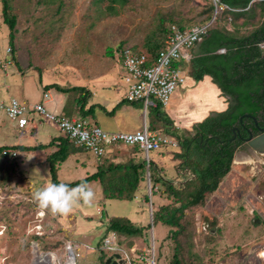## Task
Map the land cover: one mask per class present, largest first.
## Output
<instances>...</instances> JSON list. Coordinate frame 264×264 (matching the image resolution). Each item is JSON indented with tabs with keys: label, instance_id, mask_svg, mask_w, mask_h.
<instances>
[{
	"label": "rangeland",
	"instance_id": "1",
	"mask_svg": "<svg viewBox=\"0 0 264 264\" xmlns=\"http://www.w3.org/2000/svg\"><path fill=\"white\" fill-rule=\"evenodd\" d=\"M63 1V6L59 8V0L50 4L44 0H12L13 13L17 14L18 20L17 32L12 42L0 0V61L6 62L13 58L17 61L7 67L8 76L5 68L0 69V100H8V94L11 93L21 102L31 105V102L39 100L43 95V85L53 82L68 87L84 84L92 89L86 79L101 71L107 72L103 63L108 66L112 61L107 54L108 47H117L126 42V45L145 48L148 36L164 14L172 13L176 20L181 19L186 24V28L204 18L199 16L202 8L198 6V2L203 3L204 0H132L119 15L100 18L97 17L99 10L92 7V0ZM166 25H169V21ZM242 30L245 31V28ZM10 46L14 49L12 53L9 51ZM115 64L112 73L104 78H112L116 70L118 78L121 77L122 69L116 60ZM7 85L10 87L7 88ZM107 85L102 88L106 94L112 91L110 85ZM116 87L125 86L118 81ZM179 90L180 88L177 91ZM54 92H58L56 88ZM66 96L69 99L68 108L73 111L71 116L86 117L96 121L104 129V124L111 125L113 122L120 123L121 126L124 124L122 127H129L127 130L143 128L145 122L150 124L154 113L152 107L146 110L144 103L137 101L125 103L123 106H129V109L120 107L114 117L103 109H97L95 115L84 116L77 108L79 94L71 90ZM89 99L91 104L101 102L100 95L93 92ZM126 110L128 113L124 114ZM43 122L42 127L51 128L52 138L63 136L52 121L44 119ZM14 123L6 114H0V146L26 143L28 139L30 141L21 130L12 127ZM159 131L165 134L163 130ZM170 145L164 146L159 155L168 152L173 156V151L178 148L174 146V142ZM52 146H55L53 151L58 148L57 145ZM43 149H38V157L53 152ZM239 151L235 155L231 171L218 190L208 197L206 205L190 211L194 222V252L202 258V264H264L261 255L264 254V155L250 158L247 155L249 153L242 149ZM110 152L108 156L110 160L115 159V162L142 158L132 147L122 144L113 146ZM34 153L36 152L29 151L22 156L17 152L18 165L11 171L9 180L4 179L9 171L6 170L7 163L0 159V264H40L36 263L40 253H56V264H66L69 260L70 241L78 244L83 233L86 236L94 234L90 241L97 247L108 236V219L113 215L128 217L140 222L139 225H151L139 237L117 234L116 240L121 247L128 250L138 248L137 253L145 254L149 259L155 252L157 264H171L175 253L171 229L162 223L155 224L151 221V200L146 201V195L150 194L148 181L136 192L137 200L125 203L123 200L104 199L101 183L93 180L86 183L95 192V199L90 206L81 203L66 215L53 216L33 201L35 191L54 184L49 162L44 167L43 164L38 165L33 160ZM154 154L155 152H151V157ZM243 155L245 159L239 160ZM98 159L97 161H102ZM83 160L88 162L84 163ZM95 163L96 157L91 152L83 149L74 152L61 163L58 179L70 182L83 178L94 172ZM161 203L154 202L153 209ZM83 213L93 217L84 219H88L87 226L84 227L76 221V218L86 217H82ZM211 221L216 223L213 228ZM207 224L210 227L206 230ZM100 231L102 232L96 235ZM211 231L214 237H211ZM138 242L143 244L137 245ZM76 244L73 246L76 247ZM80 245L84 247L83 244ZM112 245L116 247L114 240ZM75 254L76 264H104L112 251L101 253L77 248ZM130 256H133V252ZM181 259L183 264H188L187 253Z\"/></svg>",
	"mask_w": 264,
	"mask_h": 264
},
{
	"label": "trees",
	"instance_id": "2",
	"mask_svg": "<svg viewBox=\"0 0 264 264\" xmlns=\"http://www.w3.org/2000/svg\"><path fill=\"white\" fill-rule=\"evenodd\" d=\"M44 2L50 4L56 3L57 0H44ZM59 2L61 8L64 1L59 0ZM220 2L227 7L209 26L207 33L190 49L189 74L196 81L202 80L205 75H211L223 94L229 97V107L224 111L213 113L188 129L178 127L164 108L157 106L153 108L154 113L149 125L154 131L163 130L178 143L179 150L173 151V160H179L180 172H188L185 180L175 182V179H167L165 168L153 159L148 162L139 146L132 148L134 152H138L141 159L130 158L126 162H115L110 160L109 156H105L98 164L96 172L71 182H62L58 179L60 164L72 153L84 148L75 145L63 135L54 139V141L59 140L60 143L58 149L48 157L54 184L65 183L69 187H75L82 182L99 180L104 197L109 199L133 200L143 183L148 181L149 171L153 195L164 196L170 201L153 209V221L171 228V237L175 244L171 264H183L181 256L184 253L189 256L188 264L202 263V258L194 252V222L190 211L193 208L204 207L208 197L218 189L231 171L236 153L243 149L240 134L236 135L237 127L244 130L241 122L249 120L253 126L255 123L253 116L264 119V0H220ZM131 3L132 0H92L91 2L92 7L99 10L98 18L117 16ZM2 4L4 21L10 28L9 35L13 42L17 32V14L13 13L12 0H2ZM198 6L202 8L199 16L204 18L195 24L208 23L214 15V4L211 0H204L203 3L198 2ZM167 21H169L168 26ZM227 23L234 26L233 29H228ZM173 24L182 29L186 28V24L181 19L176 20L172 13L160 16L155 30L144 44L145 48L141 49L150 54L151 60L164 48ZM243 28L245 31L242 30ZM126 44L124 42L117 47H108V56L114 57ZM196 46L201 49L200 53L195 52ZM222 49L224 51H221ZM44 88H56L62 92L83 91L78 97L81 103L79 110L86 116L93 108L92 105L86 109L91 92L84 86L65 87L51 83ZM245 114L248 115L241 119ZM54 141L52 143H55ZM43 146L41 144L0 146V159L7 163L6 170H9L4 175V179L9 180L11 171H14V167L18 165V157L13 156V151H31ZM146 201H149L148 195ZM214 225H216L215 221H211L212 228ZM147 227L149 229L151 225L137 226L128 217L112 216L108 223L107 234L114 231L127 237H138L143 235Z\"/></svg>",
	"mask_w": 264,
	"mask_h": 264
},
{
	"label": "built area",
	"instance_id": "3",
	"mask_svg": "<svg viewBox=\"0 0 264 264\" xmlns=\"http://www.w3.org/2000/svg\"><path fill=\"white\" fill-rule=\"evenodd\" d=\"M211 1L215 7L213 18L208 23L196 24L185 29L173 24L164 48L153 57V60L150 54L135 49L132 45H125L117 52L125 72L123 82L127 87L128 101H142L146 110L150 107L169 105L172 95L185 84L187 76L182 63L190 59V49L207 33L209 26L227 7L220 0ZM10 62L11 60H8V63ZM1 113L6 114L21 129H25L31 121V116L37 114L42 120L55 123L63 135L75 145L98 157L105 155L110 146L126 144L139 146L146 152L149 160L150 152L162 148L171 141L159 132L151 130L146 122L143 128L137 131L109 132L88 119L73 118L64 113L51 111L43 102L28 105L15 97L0 100ZM12 154L16 156L17 152L13 151ZM112 240L113 238H107L105 244L110 249H115L111 245ZM73 252L76 258L75 251ZM128 261L129 264H156L155 252L150 259L147 255L136 252Z\"/></svg>",
	"mask_w": 264,
	"mask_h": 264
},
{
	"label": "crops",
	"instance_id": "4",
	"mask_svg": "<svg viewBox=\"0 0 264 264\" xmlns=\"http://www.w3.org/2000/svg\"><path fill=\"white\" fill-rule=\"evenodd\" d=\"M194 25H196V24H194ZM226 25H227L228 29H233V27H234L230 23H227ZM132 46H134V45H132ZM134 47H136L138 49H143V47H138V46H134ZM7 51H8V49H7ZM12 51H14L13 47H11L10 53H12ZM197 51H199V53L201 51L199 46H196V48H195V52H197ZM109 58H111L112 61L108 63V66H105L106 63H103V66L105 67L104 69L107 72L101 71L102 73L99 72L96 75H92L89 79L88 78L86 79L87 83L91 84L92 89L89 88L88 86H84V84L83 85H78V86L86 87L91 93L93 92V94H99L100 98H101V102H96V103H92V104L90 103V99H88V102H87V105H86V109H88L90 106L93 105V108L87 114L88 116L95 115V112H96L97 109H99V110L103 109V110H105V112L109 113L111 116L114 117V116H116V113L118 112V110H120L122 107L123 108L127 107L129 109V106H126V105L123 106L125 103H128V102L129 103H135V102H137V101L130 102V101H128L126 99L127 87H126V85L123 82V76H124L125 72H124V69L122 67V64H121V61L119 59L118 54L116 53L114 57H109ZM115 60L117 61V63H119V65H120V67L122 69L121 77L118 78V74H117L118 71L116 70L115 76H113L112 78L105 77L106 78L105 79L104 76H108L107 74L108 73H112L114 67H116ZM15 61H16L15 58L11 59L10 63H8V60L6 62H1L0 61V64H1L0 69L1 68H5L6 74L8 76V72H7L8 68L7 67L9 65H13V62H15ZM189 61H190V59L188 61L183 62V64H182L183 68L186 70V76H187L185 84L180 88L179 91H177L175 94L172 95V98H171L168 106H166V107H163L161 105L160 106L164 108V110L175 121V124L178 127L191 129L194 124L205 120L207 117H209L213 113L221 112V111L226 110L229 107V105H230V101H229V97L225 96L223 94L221 88L214 81V79H213V77L211 75H205L202 80L196 81V79L189 74V71H190V63H189ZM16 63H17V61H16ZM35 68H40V67H36L35 66ZM118 81H120L125 87L124 88H117L116 84L118 83ZM42 82H43V79H42ZM53 83H55V82H53ZM47 84H51V83H46V84L43 85V89L44 90L42 92L43 95L41 96V98L39 100L31 102V103L35 104V103H38V102H43L48 107V109H50L51 111L64 113V114H66L69 117L75 118L74 116H71V114L73 112L72 109L68 108V100L69 99H68V96H66V94H68L69 92H62V91H58V90H57L58 92H54L55 88L45 89L44 86L47 85ZM106 84L110 85V87H111L110 89L112 90L110 93H107V94L104 92V89L102 90V88H104L106 86ZM63 86H65V85H63ZM9 87H10V85H7V88H9ZM65 87H68V86H65ZM74 91H76L79 95H82L81 93H83V91H77V90H74ZM91 93H90V95H91ZM8 96H9V98L15 97V96L11 95V93L8 94ZM80 106H81V103L78 101V107L77 108L80 109ZM152 108H154V107H152ZM135 109L139 111V109H137V108H135ZM126 113H128V110H126L124 112V114H126ZM84 118L88 119L86 117H84ZM151 120H152V118H151ZM90 121L95 123V124H97V125H99L96 121H93L91 119H90ZM43 124H44V122H43V120L40 117L33 116V115L31 116V121H30L29 125L25 129L19 128L14 123L13 124L14 126H12V127L21 130L22 133L25 134L27 138H30V141L28 139V141L26 143H16V144L14 143L13 145L35 146V145L41 144V145H44L41 148H44L45 150H52L53 151V148L55 146H52V145H57L58 146V144L60 143L59 140H55L54 141V139L55 138H59L60 136L52 138L53 136H52V133H51L52 132L51 128L50 129L44 128V127H42ZM123 125L124 124H122V126ZM104 126H105V130H108L109 132H117V131L133 132V131H137V130L141 129L139 127H134V128H130L129 130H127V128H129V127L123 128L121 126V124L117 123V122H113V124H111V125L104 124ZM133 129H136V130H133ZM157 132H159L160 134L168 137L171 140L170 143H168V144H166L164 146H171L170 144H173V142H174V146H176V147L178 146V143L176 141H174L171 136H169L167 134H163L160 131H157ZM53 141L55 143H52ZM117 145H119V144H117ZM122 145H126V144H122ZM113 146H116V145H113ZM113 146L108 147L107 148L108 152L105 155L100 156V157H98L97 155H95L94 153L91 152L96 157V163H95L96 167H95L94 172L97 171L98 164L100 163L99 161H97V159L99 158L98 160H100V159H103V157L108 156L111 153L110 151H111ZM127 146L132 147L130 145H127ZM134 146H137V145H134ZM163 147L158 149V150L152 151V152H155V154L152 157H151V152H150L149 153V160L146 157V152L145 151H143L142 154L144 155V157L147 159L148 162L150 161V159H153L158 164H160L161 167L165 168V170H166L165 171L166 172V178L167 179H175V182L185 180L187 178L186 175L188 174V172H186V171L180 172L179 171V169H178L179 160H173V156L171 154H168V152H167V154L159 155L160 152H162ZM81 148H83V147H81ZM57 149H55L53 152H55ZM83 150H86V149L84 148ZM178 150H179V148H178ZM31 151L36 152V153L33 154V160L38 165L39 164L40 165L43 164V167H44L45 163L48 161V157L53 153V152L52 153L51 152H47L44 155L41 154V157H38V155H40L37 152V151H39L38 149L31 150ZM174 151H177V150H174ZM17 152H18L19 155L23 156L25 152H29V151H17ZM239 152H237L236 155H238ZM113 160H115V159H113ZM83 162L87 163L88 160L87 161L83 160ZM60 167H61V164H60ZM60 167H59V170H60ZM38 168L40 169V167H38ZM90 174H92V173H90ZM147 175H148L149 191H150V194L148 195V197L151 200V206H152V209H151V221L153 222V211H154L153 210V203L154 202L156 203V201H157V203L162 202L161 205H163V204L169 203L170 201L168 199H164L160 195H153L151 179H150V172L149 171L147 172ZM80 179H82V178H80ZM220 185H219V187H220ZM101 186H102V184H101ZM158 187L160 188L159 184H158ZM102 192H103V189H102ZM103 198L104 199H109V198H105L104 194H103ZM116 200H123V199H116ZM135 200H137L136 197L133 200H130V201H135ZM166 200L168 201L167 203H166ZM127 201H129V200H123V202H125V203ZM101 207H103V209H105L104 206L101 205ZM84 215L86 216L85 218H82V219L76 218V221L80 222L82 227L87 226L86 223H88L87 222L88 219L87 220H84V219L93 218V217H90V215H86V213L85 214L83 213L82 217ZM113 216H116V215H113ZM119 217H125V216H119ZM109 220H110V217L108 219V223H109ZM133 222L137 226H143V227L146 226V225H143V224L139 225L140 222H137V221H133ZM206 226L207 227H205V229L207 230V228L209 227V224H207ZM144 231H145V229H144ZM101 232L102 231L97 232L96 235L100 234ZM117 234L118 233H116L114 231L109 232L108 236L110 235V237L105 236L106 238L104 240H102L101 242H99V245L97 247H94L90 240L92 238H94L95 235L92 234V235L86 236L87 234L83 233V236H81L80 242L78 244L75 243L76 247H74V249L75 250H77V248L78 249H87V250H93V251H100L101 253L104 252V251H108V252L111 253V251H112V255L109 254L110 256H114V254L118 253V254H120V258H117V261H120V259H123L124 260V264H127V262H129L128 259L130 257L132 258V256H130V253L133 252V254H134V253L138 252L139 249L138 248H132V250H130V249L128 250V249H126L124 247H121L119 242L116 240ZM212 234H214V233L211 231V235ZM118 235H120V234H118ZM167 235L168 234L166 233V237H167ZM152 236H153V233H152ZM212 237H214V236L212 235ZM107 238H113L114 244L116 245V247L113 246L112 244L111 245L115 249H110L105 244V240ZM72 241H70V243L75 246L74 242H72ZM141 243L142 242H138L137 245H142L143 243L142 244ZM80 244H83L85 248L83 246H81ZM152 247L155 250L154 241H153ZM118 251H120V252H118ZM110 256H108V257H110ZM107 258H106V260H107ZM114 259H116V258L114 257ZM155 259H156V254H155ZM106 260H105V262H106ZM156 264H157V262H156Z\"/></svg>",
	"mask_w": 264,
	"mask_h": 264
},
{
	"label": "clouds",
	"instance_id": "5",
	"mask_svg": "<svg viewBox=\"0 0 264 264\" xmlns=\"http://www.w3.org/2000/svg\"><path fill=\"white\" fill-rule=\"evenodd\" d=\"M95 199L94 190L86 183L69 187L65 183L50 184L33 193V201L53 216L68 214L78 204L90 206ZM264 258V254H261Z\"/></svg>",
	"mask_w": 264,
	"mask_h": 264
},
{
	"label": "flooded vegetation",
	"instance_id": "6",
	"mask_svg": "<svg viewBox=\"0 0 264 264\" xmlns=\"http://www.w3.org/2000/svg\"><path fill=\"white\" fill-rule=\"evenodd\" d=\"M254 121H255V119H254ZM241 125H242L244 130L242 131L239 127H237L236 135H237V133L240 134V138L242 139V142H243L242 151L249 153L250 155L249 154H247V155L250 158H251V156L257 158L258 155H264V154H258V153L255 154V152H253L251 150V148L248 144V139L251 138L252 134H253V137H255V136L262 133V129H264V119H261V118L257 119V121H255L253 126L249 120L248 121H242ZM244 134H246V136Z\"/></svg>",
	"mask_w": 264,
	"mask_h": 264
},
{
	"label": "water",
	"instance_id": "7",
	"mask_svg": "<svg viewBox=\"0 0 264 264\" xmlns=\"http://www.w3.org/2000/svg\"><path fill=\"white\" fill-rule=\"evenodd\" d=\"M248 114H245L244 116L241 117L243 119L245 116ZM255 121H257V118L253 116ZM248 144L250 148L258 154H264V129H262V133L253 137V134L250 139H248ZM75 257V255H74ZM114 257L116 259H114ZM117 258H120V254L116 253L114 256H110L107 258L105 264H124V260L120 259V261H117Z\"/></svg>",
	"mask_w": 264,
	"mask_h": 264
},
{
	"label": "bare ground",
	"instance_id": "8",
	"mask_svg": "<svg viewBox=\"0 0 264 264\" xmlns=\"http://www.w3.org/2000/svg\"><path fill=\"white\" fill-rule=\"evenodd\" d=\"M243 157H245V156L243 155ZM243 157L239 158V160H244L245 158H243ZM70 246H71L70 249L68 248L69 249V260L67 261L66 264H76V258L74 257V252H73L75 250H74V247H72L71 244H70ZM37 257L38 258L36 259V263H40V264H41V262H44V263H47V264H56L57 263L56 262L57 261L56 253H49V254H46V255L40 253ZM59 264H63V263L59 262Z\"/></svg>",
	"mask_w": 264,
	"mask_h": 264
}]
</instances>
